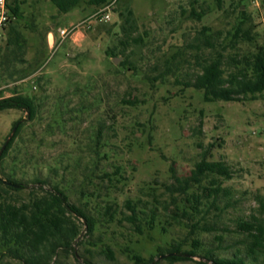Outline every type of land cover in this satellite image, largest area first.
Returning <instances> with one entry per match:
<instances>
[{
    "label": "rangeland",
    "instance_id": "obj_1",
    "mask_svg": "<svg viewBox=\"0 0 264 264\" xmlns=\"http://www.w3.org/2000/svg\"><path fill=\"white\" fill-rule=\"evenodd\" d=\"M19 1L22 15L17 20L12 18L6 25L0 40V55L6 29L16 23L27 38L23 65L27 68L26 76L0 81V97L10 95L13 89L22 94L42 93L50 97L67 92L72 98L71 106L77 100V95L71 94L76 87L82 88V93L87 95L90 92L96 94L99 88L102 105L109 103L113 109L123 111L117 120L125 129H119L116 137L111 133L107 135L119 145L117 151L122 154L115 153L113 158L124 166L127 176L123 194L117 198L119 208L125 214L130 213L122 205L127 197L157 202L158 208L154 228H145L143 234L134 233L125 220L119 223L120 226L99 224L91 237L81 227L77 238L81 243L73 244V251H59L50 264H84L81 256L96 264H133L132 254L146 260L153 258L152 264H197L196 261L204 259L194 256L193 260L174 261L168 260L166 254L158 255L160 249L164 250L174 240L185 242L182 248L188 249L191 238L196 236L215 254L227 256L240 248L236 242L239 238L235 233L236 223L256 212L258 202L264 200V97L253 101L206 102L202 90L185 87L180 82L192 77L197 59L213 54L214 49L222 51L225 46L222 52L227 60L236 51L242 54L255 50L257 45L264 46V0H222L219 8L215 0H196L194 4L190 3L191 0H133L132 9L138 19L139 33L146 34L144 59L138 76L118 66L121 56L114 62V58L104 53L110 38L119 29V18L112 10L108 12V21L104 22L98 16L92 17L97 9L86 4L81 5L83 8L59 13L50 0ZM182 8L185 9L183 14ZM192 9L196 12L203 9L205 14L198 20L191 14ZM239 23L249 30L252 39L250 42L239 41L233 48L230 41ZM74 24L77 28L60 41L58 28ZM202 26L207 28L204 33L200 32ZM47 31L54 34L52 47L45 42ZM77 31L80 34L73 40ZM205 36H210L213 48L205 45ZM174 53H178L176 62L165 80L149 82L148 78L164 70L165 59ZM122 98H136L139 102L131 107L119 105ZM25 117L22 110L0 111V147L14 122ZM47 121L44 116L43 124ZM137 123L140 125H135ZM87 124L83 121L81 126ZM62 138L63 135H46L55 146L48 147L47 144L42 148L45 157L60 151ZM208 144H213L209 159L228 164L232 177L222 179L217 203L204 220L199 213L191 220L181 217L174 221L171 216L180 214V211L172 202H184L185 195H172L166 185L175 184V177L188 176ZM43 172L45 174V169ZM73 203L83 207L84 202ZM104 205L105 202L90 199L85 210L99 217ZM198 220L199 228L205 223L210 226L209 230L192 228ZM100 235L112 247L114 261L97 253L102 243L96 242L93 246ZM218 236H222L221 241ZM126 246L129 253L124 249ZM0 264L21 263L4 258Z\"/></svg>",
    "mask_w": 264,
    "mask_h": 264
},
{
    "label": "trees",
    "instance_id": "obj_2",
    "mask_svg": "<svg viewBox=\"0 0 264 264\" xmlns=\"http://www.w3.org/2000/svg\"><path fill=\"white\" fill-rule=\"evenodd\" d=\"M50 1L59 13H66L82 4L98 10L112 2V11L120 23L118 32L112 35L104 53L109 58L121 56L118 66L132 75H139L140 64L144 59L142 53L146 48V34L139 33L138 19L132 9L133 0ZM215 1L219 8L222 0ZM20 3L19 0H7L11 20L21 17ZM190 3H196V0ZM184 11L182 8L181 14ZM191 14L200 20L205 11L196 12L192 9ZM206 30L202 26L200 32ZM251 39L249 30L240 24L234 29L230 45L234 48L237 42H250ZM203 41L213 48L210 36H205ZM26 48L27 38L18 25H9L0 55V81L26 76L27 68L23 66ZM225 49L222 46V51ZM214 50L213 54L197 59L193 76L180 83L202 90L206 102L253 101L264 97L263 45H257L255 50L242 54L236 51L227 60L222 51ZM177 54L165 59L164 70L148 78V81L163 82L175 64ZM82 92L83 89L79 87L72 91V95H77V100L71 106L72 98L67 92L50 97L42 93L22 94L13 89L10 95L0 97V111L17 109L26 113L25 118L14 122L16 130L0 155V263L4 258H9L21 264H50L59 251H73V244L81 243V240H77L81 227L91 237L97 225L120 226L122 220L129 223L136 234H143L145 228L153 229L155 226L157 202L127 197L122 202L130 211L127 214L117 202L118 196L123 194L127 176L124 166L113 158L115 153L122 154L117 151L119 145L107 135L111 133L112 137H116L119 129H125L117 120L123 111L113 109L109 103L102 105L99 88L92 95L91 92L89 95ZM138 102L136 98H122L119 105L131 107ZM44 116L48 121L43 124ZM83 121L88 124L81 126ZM39 126L42 127L40 130L37 129ZM48 134L63 135V138L59 141L60 151L54 156L45 157L42 148L47 144L48 147L55 146L54 141L46 139ZM212 146L208 144L203 148L188 176L175 177V184L166 185L172 195H185L184 202H172L180 211V214L171 216L172 220L179 221L181 217L191 220L199 213H202L201 220H204L217 203L215 200L222 190V179L232 177L228 164L209 159ZM148 188L153 189L152 186ZM90 199L105 202L104 211L99 217L85 210ZM263 201L258 202L257 211L248 218L238 219L235 233L239 237L236 242L241 247L232 254H215L211 248L204 247L202 240L196 236L191 238L188 249L182 248L185 242L174 240L164 250L160 249L158 255L166 254L168 260L174 261L193 260L194 256L204 259L196 261L197 264H264ZM73 202H84L83 207ZM150 204L152 207H149ZM198 224L199 220L192 224V228L202 231L210 228L205 223L199 228ZM98 237L93 243V246L96 242L102 243L97 253L114 261L112 247L101 239V235ZM218 239L221 241L222 236H218ZM124 249L129 253L127 246ZM86 250L91 253L89 248ZM74 256L78 258L75 253ZM81 259L84 264H96L86 257L81 256ZM131 260L133 264L154 262L153 258L146 260L138 254H132Z\"/></svg>",
    "mask_w": 264,
    "mask_h": 264
},
{
    "label": "built area",
    "instance_id": "obj_3",
    "mask_svg": "<svg viewBox=\"0 0 264 264\" xmlns=\"http://www.w3.org/2000/svg\"><path fill=\"white\" fill-rule=\"evenodd\" d=\"M111 10H112V2L98 9L96 12L92 14V17L98 16V19L100 21L106 22L109 19L108 12H110ZM10 20H11V14L7 6V0H0V40L2 39L5 27ZM76 28L77 25H72L68 28H58L60 41H62L69 34H71Z\"/></svg>",
    "mask_w": 264,
    "mask_h": 264
},
{
    "label": "crops",
    "instance_id": "obj_4",
    "mask_svg": "<svg viewBox=\"0 0 264 264\" xmlns=\"http://www.w3.org/2000/svg\"><path fill=\"white\" fill-rule=\"evenodd\" d=\"M75 25V24H74ZM72 26V25H71ZM52 29H54L53 27H52ZM79 32L77 31L76 33H74V38H73V40L75 39V38H78V36H79ZM54 41H55V38H54V34H53V32L52 31H47V33H46V38H45V42H46V44L48 45V47H52L53 45H54Z\"/></svg>",
    "mask_w": 264,
    "mask_h": 264
},
{
    "label": "water",
    "instance_id": "obj_5",
    "mask_svg": "<svg viewBox=\"0 0 264 264\" xmlns=\"http://www.w3.org/2000/svg\"><path fill=\"white\" fill-rule=\"evenodd\" d=\"M116 59H119V57H115L114 58V62H116ZM16 130V125L12 127L9 135L7 136V138L5 139L4 143L2 144V146L0 147V155L2 154L4 148L6 147V144L8 143V141L12 138L14 132Z\"/></svg>",
    "mask_w": 264,
    "mask_h": 264
}]
</instances>
